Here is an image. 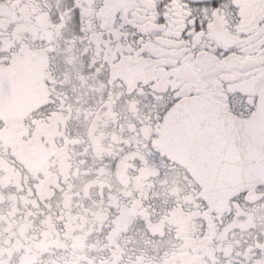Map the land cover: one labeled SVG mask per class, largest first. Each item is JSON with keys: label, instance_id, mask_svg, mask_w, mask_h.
<instances>
[{"label": "snow or ice", "instance_id": "1", "mask_svg": "<svg viewBox=\"0 0 264 264\" xmlns=\"http://www.w3.org/2000/svg\"><path fill=\"white\" fill-rule=\"evenodd\" d=\"M9 8L0 264H264V0ZM21 143L62 157L54 184Z\"/></svg>", "mask_w": 264, "mask_h": 264}, {"label": "flooded vegetation", "instance_id": "2", "mask_svg": "<svg viewBox=\"0 0 264 264\" xmlns=\"http://www.w3.org/2000/svg\"><path fill=\"white\" fill-rule=\"evenodd\" d=\"M7 15L3 19H0V28L7 27V24L11 19H14V16L11 15V9H5ZM26 24H20L18 26V33H22L26 29ZM14 105V104H12ZM16 106H19L16 104ZM18 109L13 107L7 108L8 114L10 116H15L18 112ZM5 142L9 145L13 144V137L9 134L4 138ZM15 155L17 156L18 161L26 168L35 174L36 172H43L45 174L46 180H50L51 183H55L58 175L63 170L62 157L58 153H53L52 151H44L42 146H29L26 144H19L14 149ZM56 155V159H51L52 155ZM0 164H3V161H0Z\"/></svg>", "mask_w": 264, "mask_h": 264}, {"label": "water", "instance_id": "3", "mask_svg": "<svg viewBox=\"0 0 264 264\" xmlns=\"http://www.w3.org/2000/svg\"><path fill=\"white\" fill-rule=\"evenodd\" d=\"M14 105H9V107H13V108H15V109H18L19 108V106H16V104H18V101H16V102H14L13 103Z\"/></svg>", "mask_w": 264, "mask_h": 264}]
</instances>
